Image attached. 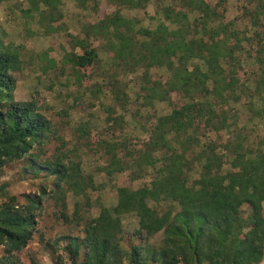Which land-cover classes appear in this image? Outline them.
I'll list each match as a JSON object with an SVG mask.
<instances>
[{"label":"trees","instance_id":"obj_1","mask_svg":"<svg viewBox=\"0 0 264 264\" xmlns=\"http://www.w3.org/2000/svg\"><path fill=\"white\" fill-rule=\"evenodd\" d=\"M86 1L98 0H75L80 8ZM104 1L119 9H141L148 2ZM251 1L254 8L243 11L249 26L258 29L260 18H264V0ZM57 2L29 0L33 10L40 3L51 12ZM119 9L87 26L84 36L89 33L104 40L102 50L111 53L112 60L127 72L143 69L141 99L169 104L174 93L183 103L155 119L142 150L129 152L123 147L126 160L110 151L108 165L103 168L106 175L129 169L134 176L133 168L141 166L153 170L154 175L148 185L133 190L118 188L110 210L102 209L84 222L81 237H66L64 251L70 264H122L125 260L128 264H264V135L256 149L244 147V137L235 127L229 129L237 118L234 110L228 109V103L243 94L258 98L260 94L264 104V31L255 30L246 37L233 29V24H223L222 14L205 0H170L169 7H157L161 20L152 29L136 27L137 20L124 17ZM4 36L0 29V170L24 160L20 170L23 180L41 174L47 182L38 195H23L24 204L0 185V264H18L14 254L31 240L44 201L52 199L60 209L55 219L67 223L65 194L82 193L89 181L77 167L64 164L61 156L40 159L38 149L47 142L51 125L34 101L14 100L13 73L19 69L20 59L16 49L4 43ZM240 39L246 41V55L255 72H250L254 79L245 73L238 85L240 63H235L232 54L240 51ZM70 44L82 53L64 56L72 68L79 71L96 64L95 49L85 46L82 38L71 37ZM193 61L195 64H189ZM150 69H164V81H151ZM245 83H251L254 93ZM106 87L122 106L127 95L117 87V81L110 80ZM223 106L229 115L221 111ZM118 121L119 117L111 119L112 123ZM223 130L230 133L223 143L208 137L200 143L205 134L218 135ZM33 148L38 152L31 153ZM218 148L230 158L226 170ZM159 204H164V209ZM130 214L137 217L134 236L140 241L125 246L120 218ZM156 235L160 239L150 242ZM57 242L51 243L52 252Z\"/></svg>","mask_w":264,"mask_h":264},{"label":"rangeland","instance_id":"obj_2","mask_svg":"<svg viewBox=\"0 0 264 264\" xmlns=\"http://www.w3.org/2000/svg\"><path fill=\"white\" fill-rule=\"evenodd\" d=\"M205 1L217 14H222L223 24H233V29L246 37L255 30L264 31L263 17L260 18L261 26L255 29L249 26L248 16L244 15L243 9L254 8L253 1ZM163 4L169 7L170 0H148L141 9H119L104 0L96 3L86 1L85 6L80 8L75 0H58L55 10L51 12L40 3L33 10L29 0H0V29L5 33L4 43L16 49L20 59L19 69L13 73L14 100L34 101L51 125L47 142L38 149L39 152L36 148L30 152H38L40 159L61 156L64 164L77 167V172L89 181L82 193L65 194L64 212L68 218L67 223L55 219L54 215L60 209L52 199L44 201L43 209L37 215L31 240L24 249L14 254L18 264H70L64 251L66 237H81L84 222L96 217L102 209L110 210L115 205L118 188L133 190L148 185L153 177L154 171L143 166L139 170L133 168L134 176L129 169L109 176L103 168L108 165L111 154L122 160L128 159L123 153V147L129 152L142 150L155 119L168 114L183 101L174 93L170 94L169 104L141 99L140 75L143 69L127 72L122 64L112 60L111 53L102 50L104 40L89 33L84 36V33L87 26L101 21L116 9L124 17L137 20L136 27L152 29L161 20L156 10ZM188 20L192 23V16ZM71 37L82 38L85 46L95 49L96 64L77 71L63 60L69 53L82 54L78 47L73 48L70 44ZM238 44L240 51L232 54V57L235 63H240L237 69L240 73L237 78L240 85L245 79V73L255 72V66L246 55L245 39H240ZM191 63L195 64V61L189 62ZM148 74L151 81H164L167 72L164 69H150ZM249 77L254 79L251 74ZM112 79L117 81V87L127 95L122 106L117 105L111 90L106 87ZM245 86L254 93L251 83H245ZM258 96L259 98L254 94H243L239 95L238 101L228 103V109L234 110L237 118L235 126L229 125V129L233 131L235 127V131L244 137L243 146L250 149H256L257 141L264 135V104L261 95ZM221 111L228 114L226 106ZM113 117H119V121L112 123ZM226 119V123H230L229 116ZM206 137L223 143L230 137V133L223 130L218 135L205 134L200 138V143L205 142ZM218 149L222 156V169L226 170L230 158L223 150ZM110 151L113 152L110 154ZM24 165L25 161L21 160L9 163L0 170V185L20 204H24L23 195L36 196L40 186L47 184L41 174L34 178L27 175L26 180H23L20 170ZM194 168L193 174L191 173L193 178L196 177V167ZM148 205L157 206L152 202ZM159 206L164 209V204ZM120 225L125 246L139 243L140 239H135L134 236V232L138 230L134 214L122 216ZM159 239L160 235H156L150 242ZM56 240L57 249L52 252L51 243ZM122 264L128 263L125 260Z\"/></svg>","mask_w":264,"mask_h":264}]
</instances>
